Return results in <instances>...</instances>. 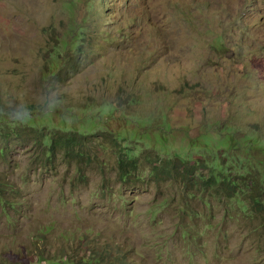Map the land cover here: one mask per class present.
Returning <instances> with one entry per match:
<instances>
[{
    "label": "rangeland",
    "instance_id": "1",
    "mask_svg": "<svg viewBox=\"0 0 264 264\" xmlns=\"http://www.w3.org/2000/svg\"><path fill=\"white\" fill-rule=\"evenodd\" d=\"M77 35L80 53L69 48ZM51 54L68 68L54 92L40 81ZM47 91L73 107L137 94L141 114L169 108L173 129L193 137L231 117L264 129V0H0V107L42 104ZM0 148V173L24 204L15 229L0 213V253L11 258L58 256L88 234L95 255L135 264H264L263 212L215 196L184 200L170 183H121L94 164L73 185L75 165L58 154L40 167L28 137ZM181 222L192 240L178 238ZM43 225L52 229L35 251L30 238ZM189 250L191 259L182 256Z\"/></svg>",
    "mask_w": 264,
    "mask_h": 264
},
{
    "label": "trees",
    "instance_id": "2",
    "mask_svg": "<svg viewBox=\"0 0 264 264\" xmlns=\"http://www.w3.org/2000/svg\"><path fill=\"white\" fill-rule=\"evenodd\" d=\"M78 35L69 45L76 53H80ZM50 56L52 59L46 62L40 81L47 85L45 89L54 92L66 81L68 68L57 55ZM45 97L42 104L30 103L18 109L31 112V119L18 126L14 122L17 105L4 110L0 107V146L11 138L28 137L39 149L31 156L43 168L60 154L62 162L73 164L77 169L70 180L73 185L84 183L85 172L94 164L101 173L102 168L111 167L121 183H170L180 187L181 193L175 190V195L184 200L215 196L235 203L245 213H264V139L259 134L264 129L260 125L242 127L231 117L202 125L201 132L193 137L186 128L173 129L167 113L169 108L157 105L151 112L141 114L137 94L131 98L120 96L117 102L105 99L97 104L87 102L82 107L61 106L57 101L62 98L48 99V91ZM50 105L54 111H49ZM4 152L0 148V160L5 159ZM105 188L104 184L102 192ZM19 194L8 177L0 173V213L8 230L15 229L14 223L19 219H14L24 206ZM21 213L24 215V211ZM226 216H230L228 212ZM189 226L178 224L181 241L192 240L193 231ZM51 229L52 225L36 228L30 244L35 247L44 241ZM60 236L70 243L69 236ZM88 237V234L78 237L81 246L68 244L67 248L61 247L58 256L44 258L39 254L35 261L30 256L23 260L11 258L5 250L0 253V264H135L127 256L95 255L93 242L87 241ZM159 251L166 256L163 247ZM193 255L191 250L182 254L189 259ZM171 260L168 258L167 264H173Z\"/></svg>",
    "mask_w": 264,
    "mask_h": 264
},
{
    "label": "clouds",
    "instance_id": "3",
    "mask_svg": "<svg viewBox=\"0 0 264 264\" xmlns=\"http://www.w3.org/2000/svg\"><path fill=\"white\" fill-rule=\"evenodd\" d=\"M49 111H54L53 107L49 106ZM31 119V112L24 110V111H17L15 113V119L14 122L16 123V126L25 124Z\"/></svg>",
    "mask_w": 264,
    "mask_h": 264
}]
</instances>
